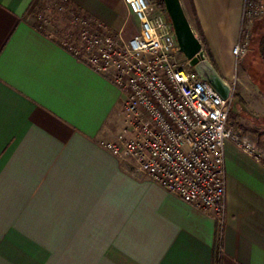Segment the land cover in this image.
I'll return each instance as SVG.
<instances>
[{
    "label": "crops",
    "instance_id": "0c3cea01",
    "mask_svg": "<svg viewBox=\"0 0 264 264\" xmlns=\"http://www.w3.org/2000/svg\"><path fill=\"white\" fill-rule=\"evenodd\" d=\"M43 1L0 0V264H264V125L236 115L253 153L226 142L220 224L102 144L124 127V93L35 26ZM68 1L112 30L134 20L127 32L138 31L123 0ZM193 2L231 82L244 0ZM182 3L195 23L191 0ZM253 107L264 112V101Z\"/></svg>",
    "mask_w": 264,
    "mask_h": 264
},
{
    "label": "built area",
    "instance_id": "2783aa9c",
    "mask_svg": "<svg viewBox=\"0 0 264 264\" xmlns=\"http://www.w3.org/2000/svg\"><path fill=\"white\" fill-rule=\"evenodd\" d=\"M123 1L139 21L129 38L68 0L37 12L35 6L31 15L39 30L109 76L124 93V127L102 144L131 172L188 204L213 210L222 224L226 142L253 153L241 130L229 125L234 87L223 98L201 78L180 52L170 18L153 0ZM263 16V0H244L240 35L232 49L237 61L248 53L253 25Z\"/></svg>",
    "mask_w": 264,
    "mask_h": 264
},
{
    "label": "rangeland",
    "instance_id": "374dc122",
    "mask_svg": "<svg viewBox=\"0 0 264 264\" xmlns=\"http://www.w3.org/2000/svg\"><path fill=\"white\" fill-rule=\"evenodd\" d=\"M57 1L59 0H44L39 5H37L34 11L35 12L39 11L43 5L52 6V4H55ZM187 11L189 13V16L191 17L193 29H195L194 19L188 6H187ZM61 28H67V27L63 25L61 26ZM134 29H136V25L134 20H131L129 21L127 30L125 29V32L123 31L124 36L126 38H129L131 34L134 32H127V31ZM263 33H264V16L257 20V23L252 29V38H251V45L249 51L243 58L237 61L239 67V70L237 72L238 74H236L233 80L229 82L234 87V99L229 114L230 116L229 125L237 130H241V129L245 130V126L243 124H245L246 122L247 124H249V122L250 124H253L254 122L256 125L259 126L264 125L263 110H257V108L253 107L255 103L257 104L262 100L264 101V61L259 52V41ZM244 90L247 98L251 101L249 110H246L244 108L245 102L240 96V93ZM231 115H233V118L231 117ZM236 115H240L241 117H243L244 115L243 119L241 120V123L243 124L236 122L237 120ZM258 134L259 135L257 138L260 141L262 140L264 141V137H263L264 134L263 133L262 134L258 133Z\"/></svg>",
    "mask_w": 264,
    "mask_h": 264
},
{
    "label": "water",
    "instance_id": "95a60500",
    "mask_svg": "<svg viewBox=\"0 0 264 264\" xmlns=\"http://www.w3.org/2000/svg\"><path fill=\"white\" fill-rule=\"evenodd\" d=\"M163 2L173 24L180 52L202 79L209 82L223 98H228L232 86L207 57L203 43L193 29L182 0H163Z\"/></svg>",
    "mask_w": 264,
    "mask_h": 264
},
{
    "label": "trees",
    "instance_id": "16d2710c",
    "mask_svg": "<svg viewBox=\"0 0 264 264\" xmlns=\"http://www.w3.org/2000/svg\"><path fill=\"white\" fill-rule=\"evenodd\" d=\"M154 3L157 5V7L162 11L164 12L165 14L166 13V10H165V5H164V2L163 0H153ZM191 6H192V10L194 12V15H195V25H196V28H197V31L199 33V35L201 36V39L203 41V46H204V49H205V52H206V55L207 57L211 60V62L213 61V56L211 54V51L210 49L206 46V42H205V39L203 37V31H202V27H201V24L197 18V15H196V11H195V6H194V2L193 0H191ZM168 16V15H167ZM259 52H260V55L264 61V33L263 35L260 37V41H259ZM213 65L215 66L214 64V61L212 62Z\"/></svg>",
    "mask_w": 264,
    "mask_h": 264
}]
</instances>
